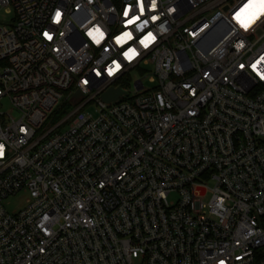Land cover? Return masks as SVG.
<instances>
[{"label": "built area", "instance_id": "obj_1", "mask_svg": "<svg viewBox=\"0 0 264 264\" xmlns=\"http://www.w3.org/2000/svg\"><path fill=\"white\" fill-rule=\"evenodd\" d=\"M247 2L0 0V264H264V12L238 20Z\"/></svg>", "mask_w": 264, "mask_h": 264}, {"label": "snow or ice", "instance_id": "obj_2", "mask_svg": "<svg viewBox=\"0 0 264 264\" xmlns=\"http://www.w3.org/2000/svg\"><path fill=\"white\" fill-rule=\"evenodd\" d=\"M154 6H155V4L153 2V7ZM142 10H143V8L141 7V11ZM251 12H255L257 14H259L260 12H264V0H248V2L243 6V8H241L240 11L237 13V19L239 20L242 15H246V14H249ZM127 14L128 13L126 12L125 15H127ZM253 18H255V17H253ZM59 19H60V13L57 12L56 21L58 22ZM137 19H138V17H137ZM128 23L129 24L133 23V20H129ZM242 24H243V21H242ZM243 26L246 28L248 25L243 24ZM45 35H47V33H45ZM89 35H92V33H89ZM102 36H103V34H101V38H102ZM125 38L131 39L132 38L131 34L130 33H124V35L122 37L117 38V43H123ZM49 39H51V37H49ZM152 39H154V37H152L151 33H149L148 36H146L144 39H142L140 41V43L143 44L144 47H148V44L151 43ZM97 43H99V40H97ZM135 55H136V52L134 49H130L128 53H125V56L129 60H131ZM116 68H119L118 64L116 65ZM253 68H255V65H253ZM112 71H114V70H110L109 74H111Z\"/></svg>", "mask_w": 264, "mask_h": 264}, {"label": "rangeland", "instance_id": "obj_3", "mask_svg": "<svg viewBox=\"0 0 264 264\" xmlns=\"http://www.w3.org/2000/svg\"><path fill=\"white\" fill-rule=\"evenodd\" d=\"M12 16L10 14L5 13L4 11L0 12V22H9L11 20ZM151 70L153 69V67L150 68ZM139 77V76H137ZM143 83L146 87H148V80L144 79ZM131 92L133 93L134 90L131 89ZM3 106V110L4 111H9L10 107L8 106V104L6 102H3L2 105ZM69 107V111L72 109V105L68 104L67 108ZM66 108V109H67ZM65 110V109H64ZM64 110H58L56 112V116L54 118V122H57L58 120H60L62 118V116L64 115L63 111ZM88 112L92 115H96V111H95V106H92L90 108H88ZM210 196L207 195L205 197V201L208 202L209 201ZM25 201H26V197L25 196H17L14 198L9 199L7 202L4 203V207L5 209L10 212V213H14L19 211L20 209H23V207L25 206Z\"/></svg>", "mask_w": 264, "mask_h": 264}, {"label": "water", "instance_id": "obj_4", "mask_svg": "<svg viewBox=\"0 0 264 264\" xmlns=\"http://www.w3.org/2000/svg\"><path fill=\"white\" fill-rule=\"evenodd\" d=\"M127 92H125L124 90H122L121 88H117V89H110L109 91H107L102 97L101 100L104 103H111V102H116L119 100V98H121L122 96H126ZM80 96V93L77 92L75 94V99H78Z\"/></svg>", "mask_w": 264, "mask_h": 264}, {"label": "clouds", "instance_id": "obj_5", "mask_svg": "<svg viewBox=\"0 0 264 264\" xmlns=\"http://www.w3.org/2000/svg\"><path fill=\"white\" fill-rule=\"evenodd\" d=\"M57 12H59V11H57ZM57 12H56V14H55V20H56ZM2 151H3L2 146H0V154H2Z\"/></svg>", "mask_w": 264, "mask_h": 264}, {"label": "trees", "instance_id": "obj_6", "mask_svg": "<svg viewBox=\"0 0 264 264\" xmlns=\"http://www.w3.org/2000/svg\"><path fill=\"white\" fill-rule=\"evenodd\" d=\"M64 113L63 114H65L66 112L65 111H63Z\"/></svg>", "mask_w": 264, "mask_h": 264}]
</instances>
